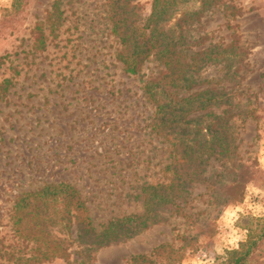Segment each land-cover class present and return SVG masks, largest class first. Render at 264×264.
Returning <instances> with one entry per match:
<instances>
[{
  "label": "rangeland",
  "instance_id": "374dc122",
  "mask_svg": "<svg viewBox=\"0 0 264 264\" xmlns=\"http://www.w3.org/2000/svg\"><path fill=\"white\" fill-rule=\"evenodd\" d=\"M230 1L242 10L240 17L208 14L196 33L208 36L203 48L214 43L222 49L233 34L238 37L244 51L238 54V86L232 88L227 78L235 76L233 71L226 74L220 66L202 69L195 85L212 80V86L231 90L236 159L256 171L243 199L217 206L218 190L197 184L185 211L192 218L173 216L96 250L91 264H127L131 256L149 254L163 243L183 247L181 264H222L225 253L244 241L247 219H264V0ZM151 3H132L140 22L149 16ZM112 11L109 0H0V83L12 81L0 103V264L33 256V245L15 235L10 215L16 197L40 181L75 185L100 223L138 213L139 188L161 177L167 145L151 133L154 108L144 86L163 67L150 57L137 75L123 72ZM36 27L46 38L43 51L36 49ZM201 85L194 90L206 87ZM229 170L216 178L220 165L212 163L205 175L219 181V195L233 177ZM69 251L68 261L41 264H76L78 248ZM257 263L264 264V243Z\"/></svg>",
  "mask_w": 264,
  "mask_h": 264
},
{
  "label": "trees",
  "instance_id": "16d2710c",
  "mask_svg": "<svg viewBox=\"0 0 264 264\" xmlns=\"http://www.w3.org/2000/svg\"><path fill=\"white\" fill-rule=\"evenodd\" d=\"M134 1L109 0L113 10L111 32L120 43L116 59L124 73L137 75L150 57L163 67L159 76L144 86L154 108L151 133L167 145L161 177L157 183H143L139 188L138 213L109 217L100 223L92 219L88 199L75 185L67 180L40 181L35 189L16 197L11 208L15 235L33 245V256L17 260L19 264L68 261L73 245L78 248L75 263L91 264V253L96 250L129 240L173 216L192 218L193 214L185 211L197 184L207 183L218 190L215 204L226 206L240 202L246 185L253 180L256 171L236 159L231 90L212 86V80L195 85L202 69L220 66L226 74L233 71L235 76H226L231 78L232 88L238 86V54H244L238 48V37L233 34L227 50L214 43L203 48L208 36L196 32L208 14L221 12L234 20L242 10L230 0H152L149 16L140 22ZM228 29L233 28L228 25ZM35 32L36 49L43 51L46 38L40 28L36 27ZM201 84L206 87L194 90ZM11 87L9 79L0 83V103ZM221 108L217 114L215 109ZM212 163L220 165V173L214 177L222 178L230 168L233 174L231 181L222 185L220 195V187L215 188L219 181L205 177ZM243 230L244 241L225 253L222 264H255L264 243V219H247ZM182 248L163 243L149 254L131 256L127 264H181Z\"/></svg>",
  "mask_w": 264,
  "mask_h": 264
}]
</instances>
